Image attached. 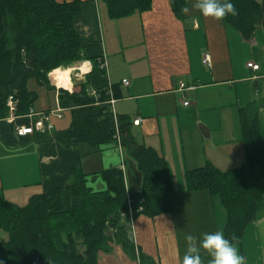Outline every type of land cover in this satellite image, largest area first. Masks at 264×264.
<instances>
[{"label": "crops", "instance_id": "0c3cea01", "mask_svg": "<svg viewBox=\"0 0 264 264\" xmlns=\"http://www.w3.org/2000/svg\"><path fill=\"white\" fill-rule=\"evenodd\" d=\"M196 3L188 0L178 15L170 0H151L148 10L113 18L107 0H81L74 24L87 59L76 67H58L60 77L49 73L45 84L34 78L27 82L28 90L36 93L32 109L48 115L51 129L17 135V125L30 124L36 117H12L9 112L0 118V192L7 200L23 205L33 194L62 187L61 202L68 208L72 196L68 185L77 172L86 173L88 186L102 190L105 184L99 173L112 166L123 169L128 191L142 189V172L127 146L104 142L90 147L83 141L65 144L56 138L73 119L72 109L60 104V89L72 92L82 83L88 91L116 86L121 96L115 98L113 115L128 117L137 143L164 157L172 187L171 209L130 220L129 238L155 264H182L186 234L199 240L205 233H223L226 208L209 191L189 189L187 172L208 163L226 170L245 161L243 108L256 107L264 131V28L245 38L222 18L203 16ZM204 54L209 64L204 63ZM249 61L258 69L248 67ZM95 63L99 70L91 72ZM73 69L78 70L76 79ZM180 83L194 88L180 89ZM137 118L140 122L134 124ZM6 238L0 229V264H12L1 246ZM235 247L243 264H264V209L245 227ZM205 252H199L200 264L210 261ZM98 262L140 264L117 241L99 252Z\"/></svg>", "mask_w": 264, "mask_h": 264}, {"label": "trees", "instance_id": "16d2710c", "mask_svg": "<svg viewBox=\"0 0 264 264\" xmlns=\"http://www.w3.org/2000/svg\"><path fill=\"white\" fill-rule=\"evenodd\" d=\"M170 1L174 12L182 15L188 0ZM107 2L113 18L151 7V0ZM231 2L236 15H225L222 19L226 24L245 38L264 28V0ZM80 4L81 0H0V118L10 112L9 96L16 102L14 115L29 113L36 98L27 88L30 78L45 84L50 71L87 59L74 24ZM98 68L95 63L91 72ZM111 96H121L116 86L100 87L96 95L90 94L85 83L72 92L60 89V104L72 109L73 119L56 138L65 144L83 141L96 147L104 142L117 143L118 133L121 144L137 159L142 189L128 191L123 169L112 166L99 173L105 184L102 190L88 186L86 173L77 172L68 185L72 190L68 208L61 202L62 187L33 194L23 205L7 200L0 192V229L7 233L1 246L12 264H99V252L115 241L129 249L140 264H155L129 238L128 209L132 218L171 209L169 167L156 149L137 143L128 117H114ZM240 129L245 148L241 165L222 170L208 163L187 172L189 189H205L220 198L227 212L223 234L235 245L245 227L264 209V131L256 107L241 110ZM122 212L126 214L122 216Z\"/></svg>", "mask_w": 264, "mask_h": 264}, {"label": "clouds", "instance_id": "9594fccd", "mask_svg": "<svg viewBox=\"0 0 264 264\" xmlns=\"http://www.w3.org/2000/svg\"><path fill=\"white\" fill-rule=\"evenodd\" d=\"M195 7L205 17L221 19L225 15H236L231 0H197ZM187 248L182 258V264H200L199 252L206 251L211 257L209 264H243V257L238 254L234 243L225 238L220 232L203 234L199 240L197 237L186 234L184 237Z\"/></svg>", "mask_w": 264, "mask_h": 264}, {"label": "built area", "instance_id": "2783aa9c", "mask_svg": "<svg viewBox=\"0 0 264 264\" xmlns=\"http://www.w3.org/2000/svg\"><path fill=\"white\" fill-rule=\"evenodd\" d=\"M203 61H204V63L209 64V56H208V54H204ZM102 66H104L103 63H102ZM247 66L251 67L253 69H258V67H259L258 64L254 63L252 61L247 62ZM122 82L124 84H126V85L129 83L128 79H123ZM109 88H110V86H109ZM190 88H194V85L193 84L185 85L184 83H180V89H190ZM110 92L112 93L111 89H110ZM90 94L96 95V91L95 90H90ZM114 102H115V98L113 96H111V98L109 100V104L111 106V109H112L113 113H114V110H113ZM184 104H188V101L187 100L184 101ZM8 105H9V110H10L11 116L13 117L14 116L13 112L16 109V102L13 99L12 96H9V98H8ZM27 116L36 117V118L30 124L17 125L15 127V132H16L17 135L30 134V133H33L34 131L47 132L52 127V125H51V123L49 121V117H48L47 114L38 113V112L34 111V109L31 108L29 113L27 114ZM114 117L116 118L115 114H114ZM139 122H140V118H137V119L134 120V124H138ZM115 137H116L117 144L120 146L121 145V141H120L119 134L117 133ZM125 214H126L125 212L121 213L122 216H124ZM128 215L130 216V218L132 220L133 216H132V210H131L130 207L128 209Z\"/></svg>", "mask_w": 264, "mask_h": 264}, {"label": "rangeland", "instance_id": "374dc122", "mask_svg": "<svg viewBox=\"0 0 264 264\" xmlns=\"http://www.w3.org/2000/svg\"><path fill=\"white\" fill-rule=\"evenodd\" d=\"M78 62H80V61H76V62H74L73 64H71L70 66H61V67H63V69H65L66 67H76V65H78L79 63ZM54 70H56V69H54ZM77 71L78 70H76V69H73L72 70V74H71V76L73 77V79H76L77 77H78V73H77ZM50 75H52L51 73H50ZM60 75H61V71H60V74H59V77H60ZM52 77L54 78V79H58L59 77H57V75L56 76H54V75H52ZM205 255H206V257L209 255L207 252H205ZM211 259V257L210 256H208V259ZM206 260H204V263L203 264H209L208 262H205Z\"/></svg>", "mask_w": 264, "mask_h": 264}, {"label": "bare ground", "instance_id": "6f19581e", "mask_svg": "<svg viewBox=\"0 0 264 264\" xmlns=\"http://www.w3.org/2000/svg\"><path fill=\"white\" fill-rule=\"evenodd\" d=\"M80 68L82 69V71H86L88 67H87L86 64H82V66H80ZM60 71H61V68H59V69L56 68V70H52V71L49 72V73H51V74L54 75V76L57 75V77H59ZM52 75H51V76H52ZM52 78H53V77H52Z\"/></svg>", "mask_w": 264, "mask_h": 264}]
</instances>
